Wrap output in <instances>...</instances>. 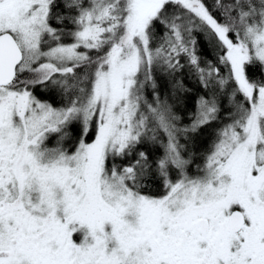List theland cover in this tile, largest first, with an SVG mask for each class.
Instances as JSON below:
<instances>
[{"label": "snow or ice", "instance_id": "6c2138e0", "mask_svg": "<svg viewBox=\"0 0 264 264\" xmlns=\"http://www.w3.org/2000/svg\"><path fill=\"white\" fill-rule=\"evenodd\" d=\"M0 264H264V0H0Z\"/></svg>", "mask_w": 264, "mask_h": 264}]
</instances>
